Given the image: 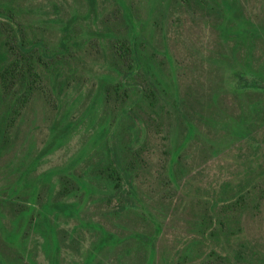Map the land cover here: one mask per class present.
<instances>
[{
  "label": "rangeland",
  "instance_id": "374dc122",
  "mask_svg": "<svg viewBox=\"0 0 264 264\" xmlns=\"http://www.w3.org/2000/svg\"><path fill=\"white\" fill-rule=\"evenodd\" d=\"M6 1L29 33L68 52L60 51L61 67L46 72L45 97L29 103L0 152L2 264H145L141 234L153 238V264L184 254L181 264H226L206 261L207 250H187L185 241L197 240L210 198H227L261 172L242 224L251 245L245 251L264 260V88H239L234 75L245 66L261 74L264 86V0H235L236 16L260 28L252 45L237 49L219 34L215 17L179 0ZM123 35L135 38L133 53L148 67L135 62L107 100L105 86L117 76L110 44ZM150 81L161 98L148 107L131 91ZM187 121L194 125L188 135ZM129 138L138 158L136 198L128 197L127 208L94 193L67 199L79 202L75 217L46 209L58 199L64 168L79 172L101 160V140L112 154ZM85 223L119 242L97 249L100 234ZM231 249L238 250L236 242Z\"/></svg>",
  "mask_w": 264,
  "mask_h": 264
},
{
  "label": "trees",
  "instance_id": "16d2710c",
  "mask_svg": "<svg viewBox=\"0 0 264 264\" xmlns=\"http://www.w3.org/2000/svg\"><path fill=\"white\" fill-rule=\"evenodd\" d=\"M179 2L188 6L194 5L215 17L219 34L225 41H232L234 49L242 44L252 45L253 40L258 38L256 36H259L260 28L249 18L243 14H240L241 17L236 16L235 0H179ZM63 37L65 40L67 39V37ZM134 39L123 35L111 40V69L112 72H116L117 76L116 80L105 86L107 100L130 76L135 62L139 65L142 64L145 69L148 67L147 63L142 62L141 58L133 53ZM138 42L136 39V46H138ZM136 49L138 50V47ZM60 51L68 52L66 47L63 48L60 43L58 46L52 45L50 48L43 40L29 33L17 11H14L12 4L6 0H0V152L7 144L9 131L14 122L21 117L29 103L36 96L45 97L46 72L61 67L62 63L57 61ZM234 75L239 88H264L261 84L263 77L258 71L251 73L245 66H240L234 71ZM248 75L254 78L253 82H249ZM260 80L261 82H259ZM151 81L150 86H144L138 82L140 84L138 90H130L138 100L145 101L148 107L161 98L159 97L161 91L157 84L155 85ZM122 92L123 95L127 94L126 89ZM52 127L56 128V125ZM193 128L194 125L191 122L185 123L187 135L192 132ZM133 132L135 133V131ZM101 141L104 148L101 160L93 165H87L79 172H75V168H64L61 172L62 176L58 179V199L52 205L47 204L46 209L52 207V213L58 212L65 217H75L79 202L78 200L68 201L69 198L79 197L81 199L94 193H100L102 196L99 198L106 200L107 203L118 202L117 208L120 210L128 207L129 196L136 198L132 170L137 167L138 153L132 148L131 139L122 141L112 154L109 150L110 147L106 145L107 140ZM176 159V156H172L168 161V170L172 176L174 173L171 166ZM54 174L55 172L48 173V181H51ZM260 175L234 190L225 199L210 198L206 212H202L201 219L197 224V232L194 234L197 240L191 239L190 236L185 241V248L190 250V247L195 245L201 249H198L200 254L207 250L206 261L208 262L216 259L226 264L264 262L260 259V255L249 254L245 251V249H250L251 245L242 224V215L252 202L254 190L258 188ZM252 205L254 208H258L259 202L255 201ZM205 214L207 215L206 226H204L203 218ZM85 225L99 232L97 249L119 242L113 233L105 230L99 224L85 223ZM156 230L159 231L158 225H156ZM137 240L147 247L145 264H153V255L155 254L153 238L141 234L138 235ZM235 242L238 250L231 249ZM207 243L208 249H205ZM186 258L187 254H184L178 258L179 260H172L171 264H181ZM0 264H2L1 260ZM83 264H89V261L87 260Z\"/></svg>",
  "mask_w": 264,
  "mask_h": 264
}]
</instances>
